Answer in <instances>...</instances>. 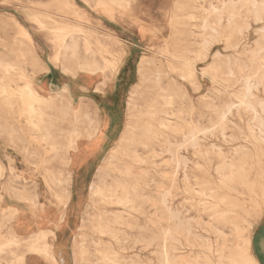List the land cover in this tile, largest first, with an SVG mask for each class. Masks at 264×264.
I'll list each match as a JSON object with an SVG mask.
<instances>
[{"label":"bare ground","instance_id":"bare-ground-1","mask_svg":"<svg viewBox=\"0 0 264 264\" xmlns=\"http://www.w3.org/2000/svg\"><path fill=\"white\" fill-rule=\"evenodd\" d=\"M81 1L87 3L86 0ZM109 2H112V5L127 3L125 0H109ZM211 3L208 7L202 5L193 7V12L189 16L199 22L193 25L195 30L186 32L183 46L177 55L169 54L170 56L167 57L157 53L160 55L159 60L155 58L141 60L138 81L131 87L125 103L129 117L127 127L117 140L116 147L111 148L103 159L105 167L100 166L97 169V185L91 184L89 187L92 197L99 196L104 207L97 218L89 221L88 227L93 231L91 244L94 253L92 255L89 253L84 237H80L79 240L73 239L77 264H152L146 253H134L137 246L143 252L152 245L157 249L155 254L152 253L156 255V264H257V260L250 252V232L253 223L245 211V200L239 197L243 194L238 191V187L245 186L251 194L255 193V187L258 188L259 184L257 182L249 185L248 174L253 169L254 161L259 160V157L264 158V102L254 94L258 87H262L264 91V27L258 32V39L253 48L242 49L241 55L249 54L248 63L240 65L238 72L241 73L246 69L248 73L243 72L235 78L229 64L225 73L216 64L209 65L202 73V76L210 75L211 81L218 78L221 82L230 83L223 87V93L219 95L228 94L227 89L240 84V89L232 93L229 100L217 104L216 99L219 98L211 95H203L196 100L191 92L200 90L194 65L196 62L206 60L215 36L221 34L219 30L221 29L228 36L225 40H233L229 48H237L244 31L239 20L251 18L255 23L264 24V0H216L215 4ZM71 10L73 15L77 13L74 5H71ZM54 25L55 30H60V27L64 26H68L65 30L73 29L67 24L54 22ZM154 38L155 36L152 35L150 39ZM98 50L101 52L100 49ZM96 52L90 42L81 43L77 37L69 34L61 38L53 60L60 63L61 70L65 73L71 72L75 75L83 72L93 75L102 73L104 68L97 60ZM33 59L36 60L34 53ZM6 66L0 62V70L10 73L9 66L8 68ZM38 68L41 69L39 66ZM4 89L5 86L0 85V91ZM67 92V88L63 87L62 92L57 96L45 100L40 98L28 83L22 90L26 106L36 116L37 127L34 129L42 130L41 136L47 140L53 152L51 158L44 162V178L46 181L63 185L62 197L59 199L62 205L59 222L64 219L68 211L70 194L67 187L70 185L71 173L67 172L65 179L60 180L52 170L47 169V165L57 160L66 168L68 152L75 149V142L81 136L74 125L80 122V119H84L87 125L91 124L87 117H82L72 110L69 103L63 102ZM197 104L200 106V111ZM233 109L236 110L239 119L241 113L248 117L242 125L235 123L234 128L228 126ZM46 110L52 111L47 121ZM64 123L72 126V129H62ZM227 130L231 132L229 135L226 134ZM216 134L220 135L223 143L234 146L228 147L227 150H214L216 145L203 143ZM59 137L64 142L59 143ZM238 140L242 141L236 143ZM66 142L68 143L65 145ZM184 153L186 156L183 155ZM199 160L203 163H199ZM213 160L217 161L215 170L223 171L220 173L222 175L220 184L227 195L217 204L205 200L203 203H198L202 204L201 212H208L211 209V215L215 216L219 223L222 222L225 227L228 225L234 239L229 252L223 253L226 240L221 238L223 246L220 248L223 252L219 253L216 263L209 254L182 253L183 248H191L193 246L191 241L198 240L200 235L198 234L197 238L195 227L193 228L188 219L184 218V221H180L179 210L172 209L168 200L171 190L177 188L179 173L182 174L183 184L187 190L195 191L189 181L190 177H193L195 179L193 185L200 186L199 191L206 196V191L212 190L209 177ZM188 162L191 166H188ZM196 171L204 174V179L200 183L193 175ZM188 174L193 176L189 177ZM153 192L155 195L152 194ZM229 192H234L236 195L231 196ZM214 196L211 194L212 198ZM252 200L250 197L249 201ZM262 200L264 204V199ZM220 203L225 207L220 208ZM107 206L111 209L107 210ZM148 206L154 207L155 221L147 217ZM77 209L78 203L76 208L69 209L70 214L77 212ZM196 212L199 213L200 210L196 208ZM262 212V208L255 211L252 219L260 218ZM82 216L83 212L80 215L79 230L85 228L83 225L85 220ZM190 219L192 221V218ZM150 221L154 227V232L151 230L153 232L151 237L147 235L150 232L148 227ZM195 224L198 226L202 224L199 216L196 217ZM208 227L212 228L210 225ZM213 231L217 232V229L213 228ZM218 234L217 236L220 235ZM55 235V232L48 231L33 237V254L43 256L50 264H57L51 252L56 240ZM178 236L185 241L182 249L177 247L181 245ZM48 237L52 239V244L45 242ZM206 249H209V246Z\"/></svg>","mask_w":264,"mask_h":264},{"label":"rangeland","instance_id":"rangeland-1","mask_svg":"<svg viewBox=\"0 0 264 264\" xmlns=\"http://www.w3.org/2000/svg\"><path fill=\"white\" fill-rule=\"evenodd\" d=\"M86 1L87 3L81 0H0V62L10 68V73L0 70V85L5 86V89L0 91V264H24V253H14L13 251L15 241L11 231V221L12 207L15 202L23 204L27 202L33 205V211H35L40 207L38 203L39 191L46 192L57 209L62 208L59 199L62 197L60 191L63 185L46 181L43 175L44 161L51 158L53 152L50 150L47 140L42 138V130L37 128L38 131H36L34 129L37 127L35 113L26 106L22 95V90L26 84H30L34 92L45 100L57 96L62 92L59 89L66 87L68 92L65 94L63 102L69 103L74 112H77L82 117H87L91 121V124L87 125L84 119H80V122L74 125L81 133V136L75 142V149L78 147V150L73 155V163L71 165L74 175L73 182L82 183L83 181L85 185L83 194L84 207L82 210L85 228L78 229V226H80L79 207L77 212L70 214L69 206L65 221L59 222V225L55 226L56 240L53 244L54 249L65 253L64 263L57 262V264H77V253H75L73 247V239L79 240L80 237H84L89 253L91 255L94 253V248L91 244L93 231L88 227L89 221L97 218L101 211L104 210L102 209L104 207H102L99 196L92 197L89 187L91 184L97 185V169L100 166L105 167L103 159L111 148L116 147L117 140L123 135L127 127L129 117L125 103H127L131 87L138 81L137 75L141 60L143 58L159 60L160 55L158 54L167 57L171 54L177 55L183 46L186 32L191 29L195 30L193 25L199 22L189 16L193 12V7L198 5L208 7L211 2V4L216 3V0H125L127 3L120 2V4L116 3V5L114 3L113 6L109 0ZM71 5H74L77 10L76 16L71 13ZM239 21L244 31L237 48H229V44L233 40H225L228 36L220 29V37L215 36V41L209 48L206 60L195 63V75L198 85L200 84V90L198 89V91L191 93L196 100H199L203 95H211L214 98H219L216 101L218 102L217 104H221V101L229 100L230 95L240 89V84H237L227 89L228 94L219 95V93H223V87L230 85V83L221 82L218 78L211 81L210 75L202 76V73L211 64L219 65L224 73L227 71V64H229L235 78L243 72L248 73L246 69L241 73L238 72L240 65L248 63L247 57L249 54L241 55L242 49L253 48L254 43L258 39V32L264 27V24L261 22L255 23L251 18H244ZM54 22L70 25L69 28L72 27L73 29L65 30V27L68 26H64L60 27V30H55ZM143 31L145 32L142 33ZM69 34L77 37L81 43L83 41L90 42L95 52L98 49L101 50V52L99 50L96 52V56L104 67L102 73L90 75L78 72L73 75L71 72L65 73L61 70L60 63L58 61L55 62L53 56L58 50L61 38ZM152 35L155 36L154 39H150ZM19 43H22L21 45L23 46ZM13 44L16 46H13ZM33 53L37 62L33 59ZM8 66L6 67L8 68ZM49 70L54 76V86H52L53 82H50L49 77L46 76ZM61 76L62 78H60ZM221 77L225 78L227 76L221 75ZM69 85H78L82 88L86 85L89 92L82 89L73 90ZM95 85V91L104 93L105 96L98 97L92 94L90 89ZM254 94L264 102L262 87H258ZM88 99L94 100L105 109L108 119L105 126L106 129L102 128L99 130L100 124L97 110L88 103ZM197 108L200 111L198 104ZM45 114L47 115L45 120H49L52 111L46 110ZM240 116L241 119H239L236 110L233 109L232 114L229 116L228 126L234 128L235 123L236 125H242L243 121L248 118L244 113H241ZM61 128L72 129V126H68L66 123L65 125L62 124ZM86 128L87 131H85ZM230 133V130H227L226 134L229 135ZM98 134L99 136H97ZM104 134H106L105 138ZM87 137L89 139L96 138L90 142ZM104 140L106 141L105 144ZM80 141L88 144H85L84 148V145L77 146ZM241 141L238 140L236 143ZM62 142L64 140L59 137V143ZM203 143L216 145L217 147L214 150H227L228 147L234 146V144L223 143L218 134L203 141ZM101 147L103 149L100 153V160L93 164L90 162L86 163L87 157L94 152H98ZM75 149L70 151L72 152ZM183 155L186 156V153ZM198 162L203 163L201 160ZM216 163V160L212 161L211 166L213 168L210 170L209 177L212 190L206 191L207 197L203 196L204 193L199 191L201 189L200 186L193 185L195 179L190 176L195 175L199 183L204 179V174L196 171L193 175L188 174L190 177L189 181L192 184L191 188L195 191L187 190L183 184L182 174L179 173L177 176V188L171 190L168 198L172 209L179 210L180 221L184 218L188 219L193 228L195 227L194 232L197 233V238L200 235L198 240L191 241L196 248L193 246L191 248H183L182 245H185V241L180 236H178V240H180L179 243L181 245H177V247L183 248L182 253L197 252L209 254L215 263L219 253L223 252L220 248L223 246V239L221 238L223 237L226 240L223 253H228L234 243L228 225L225 227V224L219 223V220H216L215 216L211 215V209L208 212H201V203L204 200L211 204H217L219 203L218 201L227 195L226 190L220 184V177L222 176L220 173L223 171L215 170ZM188 166H191L190 162H188ZM47 169L52 170L54 175L60 180L65 179L69 171L57 160L51 161L47 165ZM248 181L249 185L257 184L258 182L259 187H255V193L251 194L247 187L240 186L238 191L243 195L239 197L241 200H245V211H247L250 216L248 218L253 223L250 232V252L257 260V264H262L255 253L253 241L258 230L257 225L264 216V204L262 202V199H264L263 157H259V160L254 161L253 169L248 174ZM152 194L155 195L154 192ZM211 194L214 198L211 197ZM229 194L231 196L236 195L234 192H229ZM250 197H252V201H249ZM74 203L79 204V200ZM74 203L72 202V204ZM149 207H147V217L149 220L155 221L154 207ZM219 207L224 208L225 205L220 203ZM196 208L200 210L199 213L196 212ZM260 208L263 210L260 218L252 219L255 211ZM106 209L110 210L111 207L107 206ZM197 216L200 217L202 226L195 224ZM243 216L246 217L245 215ZM190 218H192V221H190ZM151 221L148 226L150 231H148V236H153L154 232ZM163 225L166 226V224ZM209 225L212 226V230L208 227ZM213 228L217 229V232H214ZM218 232L219 234L223 233L219 235ZM207 246H209V249H206ZM139 248L137 246L134 253H146L152 264H156V255H154L157 250L156 246L152 245L143 250V252ZM203 249L206 250L204 251ZM46 261L49 262L48 260Z\"/></svg>","mask_w":264,"mask_h":264},{"label":"crops","instance_id":"crops-1","mask_svg":"<svg viewBox=\"0 0 264 264\" xmlns=\"http://www.w3.org/2000/svg\"><path fill=\"white\" fill-rule=\"evenodd\" d=\"M46 76L49 77V81L53 82L52 86H54V76H52V73L50 70ZM60 78H62V76ZM95 87L96 85L92 86V88L90 89L92 94L97 95L98 97L105 96L104 93L95 91ZM70 88L73 90H78V89L80 90L82 89L83 91L89 90L86 85H84L83 88L78 85H72L70 86ZM59 90H62V88H60ZM88 103H90L91 106L94 107L95 110H97L96 112H97L99 124H100L99 130L102 128L106 129L105 126L107 124L108 119H107V114H106L105 109L102 108L99 104H97L94 100L88 99ZM98 133L100 134V132ZM99 134L97 136H99ZM96 137H93L90 139L87 137V139H89L91 142ZM105 137H106V134H104V138ZM105 142L106 141L104 140V144ZM85 144H88V143H85L84 141H80L77 144V146L84 145L83 146L84 148ZM102 149L103 147H101V149L98 152H94L90 154L86 159V163L90 162L93 164L94 162L100 160L101 158L100 153L102 152ZM77 150H78V147H76V149L72 152L69 151L68 159L66 160L67 161L66 168L69 169L68 173H71L70 185L69 187H67L69 194H70V197L67 203V208H69V206H70V209L76 208L77 203H74V202H76V200H79L78 214L80 216L83 210V207H84L83 194L85 192V185L83 181L82 183L73 182L74 175H73V171L71 168V165L73 163V155ZM47 160L48 159H46V161ZM60 193L62 194V190L60 191ZM72 202L74 204H72ZM38 203L40 207L37 208L35 211H33V205L27 202L24 204L15 202L12 207L13 211H12L11 231L13 232V235H14V241H15L14 243L18 244V245H15L14 250L15 249L16 250L14 251V253H24L23 255L24 264H50L44 259L43 256L33 254V237L36 236L37 234H43L48 231H52L56 233L55 226L59 225V217H60L61 209H57L54 206L53 200L50 199L49 196H47L46 192L38 191ZM65 217L64 219L61 220V222L65 221ZM257 228L258 230L254 236L253 247L261 263L264 264V216L260 219L259 224L257 225ZM50 239L51 238L48 237L45 240V242L48 244H52V239L51 240ZM18 246L19 248H17ZM51 252L53 253L57 262L64 263L65 253L63 251H58L54 249L53 247Z\"/></svg>","mask_w":264,"mask_h":264}]
</instances>
